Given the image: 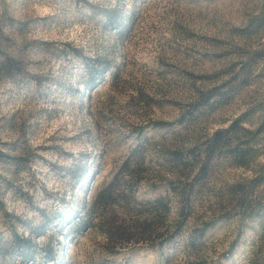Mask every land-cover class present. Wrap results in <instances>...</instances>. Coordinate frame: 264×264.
Segmentation results:
<instances>
[{
  "label": "rangeland",
  "instance_id": "obj_1",
  "mask_svg": "<svg viewBox=\"0 0 264 264\" xmlns=\"http://www.w3.org/2000/svg\"><path fill=\"white\" fill-rule=\"evenodd\" d=\"M0 264H264V0H0Z\"/></svg>",
  "mask_w": 264,
  "mask_h": 264
}]
</instances>
